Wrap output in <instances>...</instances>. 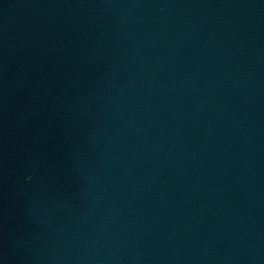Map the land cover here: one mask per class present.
Returning a JSON list of instances; mask_svg holds the SVG:
<instances>
[{"label":"water","instance_id":"1","mask_svg":"<svg viewBox=\"0 0 264 264\" xmlns=\"http://www.w3.org/2000/svg\"><path fill=\"white\" fill-rule=\"evenodd\" d=\"M0 264H264V0H0Z\"/></svg>","mask_w":264,"mask_h":264}]
</instances>
